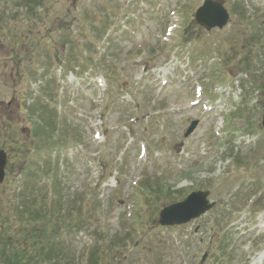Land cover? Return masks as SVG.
<instances>
[{
    "label": "rangeland",
    "instance_id": "rangeland-1",
    "mask_svg": "<svg viewBox=\"0 0 264 264\" xmlns=\"http://www.w3.org/2000/svg\"><path fill=\"white\" fill-rule=\"evenodd\" d=\"M17 1L0 0V11L8 14V27L0 29V116L8 120L0 147L9 155L0 226L24 217L16 214L15 189L24 186L21 171L33 168L37 189L48 203L54 189V204L60 201L56 206L65 210L58 219L63 236L49 239L65 257L88 252L96 232L101 245L127 240L116 251L126 264H264L257 263L264 251V89L257 88L264 78V0H244L246 20L234 18L223 30L195 28L203 35L199 42L189 19L203 0H40L29 15L14 7ZM105 18L111 25L98 42L88 29ZM165 26L171 29L164 35ZM109 37L119 50L109 66L115 67L110 85L102 69L88 68L83 59L86 44L94 59L105 58ZM238 61L253 67L240 70ZM46 84L50 90H43ZM50 91L53 99L44 100ZM38 101L56 112L60 133L54 139L46 127L35 141L29 136L25 107L50 114ZM241 110L245 119L237 116ZM195 120L196 129L184 138ZM63 138L68 145L57 146ZM37 142L54 147L36 150ZM230 149L248 156L239 167ZM140 182L148 190L139 189ZM158 184L171 199H156L163 197ZM198 190L216 202L210 212L184 226L157 224L163 207ZM28 228L19 222L14 230L28 239ZM224 232L230 243L216 261L209 248ZM28 257L38 258L36 251Z\"/></svg>",
    "mask_w": 264,
    "mask_h": 264
},
{
    "label": "trees",
    "instance_id": "trees-1",
    "mask_svg": "<svg viewBox=\"0 0 264 264\" xmlns=\"http://www.w3.org/2000/svg\"><path fill=\"white\" fill-rule=\"evenodd\" d=\"M243 11V7H234L232 10L235 15L244 19L245 13ZM105 28L98 30L96 34H102L106 30ZM112 59L116 58L112 57ZM38 131L43 132V130L38 129L32 132L39 134ZM23 176L25 178L24 186L16 187L14 198H16V207H18L16 208V214L20 217L24 215V217L20 218L19 222H26L28 224V239L20 237V232H18L20 230H14L19 222H15L14 226L7 225V227H4L1 225L0 264H113L111 263V258H118L116 264L123 263V261V264H126L127 260L116 253L117 250L125 247L124 241L119 239L120 242L118 243L117 240H112L111 244L109 241L107 244L101 245L102 239L96 237V232L93 234L95 238L94 245L88 252L77 253V256L71 255L70 252L68 257L59 254L58 247L53 245V242L49 241V239L50 237L52 239L63 236L64 221L58 224V219L62 217V212L65 214V210L63 211L62 207L59 209L56 206L58 203L61 204L60 201L54 204L55 199H59L56 197L54 189H51L52 196L49 199V203L47 196L45 197L37 189V182L39 180L37 173H24ZM31 182L34 184L33 188H31ZM36 194H40L41 197ZM81 201V205H85L84 200ZM83 207L81 206L78 209L80 214L82 209H84ZM66 218L68 219V216ZM69 221L73 222V220ZM78 223H81V218H79ZM28 241L30 247L25 248L24 246L25 244L28 245ZM34 251H36L38 257L35 261L33 258L28 257L29 253ZM108 253L111 258H107ZM108 260L110 263H107Z\"/></svg>",
    "mask_w": 264,
    "mask_h": 264
},
{
    "label": "water",
    "instance_id": "water-1",
    "mask_svg": "<svg viewBox=\"0 0 264 264\" xmlns=\"http://www.w3.org/2000/svg\"><path fill=\"white\" fill-rule=\"evenodd\" d=\"M195 20L199 25L209 31L214 27L222 28L225 26L228 21V14L221 5L213 2L212 0H207L204 6L197 10ZM195 125L196 123L192 124L185 136L192 132ZM261 126L264 130V102ZM5 166L6 155L0 150V184L3 182L5 176ZM207 196L208 192L194 193L184 202L164 209L160 214L159 223L161 225H179L198 217L212 207V204L209 205L206 200Z\"/></svg>",
    "mask_w": 264,
    "mask_h": 264
}]
</instances>
